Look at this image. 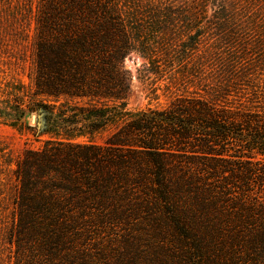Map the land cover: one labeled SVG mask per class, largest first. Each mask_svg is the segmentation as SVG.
Listing matches in <instances>:
<instances>
[{
  "label": "trees",
  "instance_id": "obj_1",
  "mask_svg": "<svg viewBox=\"0 0 264 264\" xmlns=\"http://www.w3.org/2000/svg\"><path fill=\"white\" fill-rule=\"evenodd\" d=\"M209 1L0 0V48L29 81L0 86V120L34 114L49 136L0 206L9 264H264V101L243 92L264 0L207 20ZM132 56L165 106L127 108Z\"/></svg>",
  "mask_w": 264,
  "mask_h": 264
},
{
  "label": "rangeland",
  "instance_id": "obj_2",
  "mask_svg": "<svg viewBox=\"0 0 264 264\" xmlns=\"http://www.w3.org/2000/svg\"><path fill=\"white\" fill-rule=\"evenodd\" d=\"M228 0H210L207 4V20L211 18V15L216 11L220 5H227ZM253 39L248 40V46L246 51L248 53L245 58L256 65L257 71L256 76L259 79L256 80V87L254 89H248L243 86V92L249 93V96L256 94L260 100L264 101V35L252 34ZM228 45V44H227ZM144 61L138 56H132L126 59L124 68L131 74V90L130 96L127 101V108L130 111H136L144 109L146 107H162L165 106L170 97L164 94L162 91L159 92V98L153 99L150 94L152 91V84L154 77L150 80H142L138 76V70L142 69ZM262 68L261 71L258 69ZM28 63L25 65H14L10 62V59L6 54L3 53L0 48V86L9 87L17 83H22L25 86L28 85L29 81L27 78ZM158 86L163 87L161 83ZM37 118L33 115H28L22 121L17 124H13L12 121L2 118L0 120V169L1 182H3L2 188H5L6 192L2 197L6 198L0 201V206L10 203L9 194L13 192V185L15 183L13 178V170L16 168V161L22 156L24 151L28 148L39 149L44 145V142L49 136H43L36 138L32 133V128L36 125ZM107 131L100 133L89 134L85 133L80 136L72 137V140L76 142H94L103 143ZM1 209V208H0ZM1 211V210H0ZM9 214L4 213L3 216ZM10 216V215H9ZM8 221L4 224L0 221V264H9L10 250L8 245L5 244V228L9 225L10 219H4ZM107 240V238H104Z\"/></svg>",
  "mask_w": 264,
  "mask_h": 264
}]
</instances>
